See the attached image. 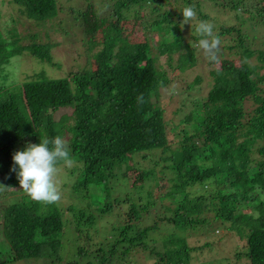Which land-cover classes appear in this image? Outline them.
<instances>
[{
	"label": "trees",
	"instance_id": "1",
	"mask_svg": "<svg viewBox=\"0 0 264 264\" xmlns=\"http://www.w3.org/2000/svg\"><path fill=\"white\" fill-rule=\"evenodd\" d=\"M208 1L218 10L234 13L238 25L226 20L215 26L220 38L231 40L219 50L220 67L210 75L205 96L193 98L186 106L184 94L204 81L198 76L169 98H178L180 106L191 111L182 116L183 108L175 110L179 124L174 132L168 131L169 120L160 105L162 91L172 80L158 61L165 56L166 64L174 69L172 56L180 52L175 69L181 75L200 62L196 26H183L189 30L185 39L180 21L174 20V16L183 17L171 9L178 3L180 10L195 5L199 19L206 20L208 16L199 11L201 0L106 3L116 24L109 26L104 47L96 56V70H74L59 79L40 74L17 87L10 82L12 63L33 57L51 64V45H21L14 18L11 29L1 27L0 184L19 188L16 174L10 171L15 151L59 135L77 161L75 167L65 168L61 184L73 201H88L76 213L73 204L64 210L59 202L38 203L16 189L13 199L0 203L1 234L15 255L10 260L47 256L50 261L61 249L67 225L64 216L72 214L68 223L81 247L70 264H137L130 255L139 251L149 252L153 264H197L196 254L205 247H190L186 234L197 226H209L211 221L203 216L213 213L218 228L237 233L236 242L242 241L245 252L235 256L244 255L249 264H264V74L260 75L264 70V0ZM13 3L35 23L51 22L61 12L56 0L7 2ZM146 8L153 15H147L143 25L148 34H157L156 51L151 52L145 42L138 46V54L122 60L118 24L132 15L135 21L142 19ZM87 34L93 33L87 30ZM227 56H233L232 61L237 58L238 63L223 70ZM140 94L146 101L143 105L137 104ZM68 109L70 116L58 115ZM169 133L179 137L178 148H172ZM159 151L168 156L156 161L151 155ZM128 183L131 186L125 189ZM152 183L156 191L145 190ZM215 185L221 187L215 190ZM201 187L211 191L199 194ZM118 190L122 195L115 194ZM5 194L7 189L0 190V198ZM156 204L163 212L154 216L151 210ZM106 214L114 221L108 231L100 233L96 222ZM104 231L110 238L97 243Z\"/></svg>",
	"mask_w": 264,
	"mask_h": 264
},
{
	"label": "rangeland",
	"instance_id": "2",
	"mask_svg": "<svg viewBox=\"0 0 264 264\" xmlns=\"http://www.w3.org/2000/svg\"><path fill=\"white\" fill-rule=\"evenodd\" d=\"M58 3L61 12H59L58 17L46 24L35 23L32 20L28 19L25 15L21 14L19 11V6L16 4L8 5L6 0L5 2L0 1V15H1V27L6 29L12 28V23L10 21L11 18H14L16 23V29L19 34L20 44L30 45L32 43L35 44H48L51 45L50 56L52 59V63L48 64L46 62H40L35 58L23 57L19 58V60L14 61L12 65L15 67L13 74L10 72V82L17 87V84L24 82L27 79H31L36 75H44L47 78H65L67 77L71 71L74 70H87L94 71L97 69V59L96 56L101 52L104 47V40L108 35V29L111 24H116L114 21H111L113 17L110 14L111 8L106 5V3H111L113 0H56ZM222 1V0H220ZM254 2H258L260 0H253ZM261 6H264V2H262ZM181 4L178 3L174 6L173 10L176 14H181ZM248 7V6H247ZM249 8V7H248ZM77 11L80 12L77 14ZM199 11L202 15L208 16V19L215 26H219L223 24L226 20L229 24H236L234 20V13L229 11L218 10L213 6L212 2L208 0H201V5ZM143 14V18H139L138 21H135L133 15L130 17L128 21H122L118 24V28L120 29V36L123 38L119 42V48H121V53L119 58L125 59L128 56L136 55L137 48L139 45H143L147 42L150 46V50L156 51L157 45V34L150 33L144 29L143 23L148 21L147 15H153L151 13L150 8H146L141 11ZM199 18V15H198ZM174 20L182 22L181 19L174 16ZM201 20V19H200ZM190 26H196L195 21H190L189 24H185ZM183 25V26H185ZM87 30L92 31L94 35L87 34ZM183 35L185 39H189L188 31L185 28H182ZM118 31L114 32L113 35L117 36ZM231 38L224 37L221 38V46L225 44H229ZM224 42V43H223ZM142 47V46H141ZM141 49V48H140ZM118 50H116L117 52ZM140 52V50H139ZM116 54V53H115ZM180 52H176L173 54L172 58V68H170L166 64V57H161L158 61L160 65L164 66V69L168 72V76L172 80V84L169 87L162 91L160 105L165 109V118L169 120L168 131L171 130L174 132L176 127L179 124V119L177 115H173L175 110L178 108H183L178 103V98L173 100H169L171 95H175L181 89H185L188 84L192 83L195 77L201 76L204 81L200 87H197L195 90H192L190 93L184 94V97H188L186 101V106H190L193 98H202L205 96L208 88L210 87L212 77L210 76L214 71V69H219V64H213L211 67L207 65V59L202 55V52L198 55L200 58V62L190 71H186L182 75L179 73L177 69H175L176 64L178 63ZM224 62L223 70L230 69L232 65L238 63L237 58L234 61L230 60L234 58L233 56H227ZM214 66V67H213ZM264 74V70L260 72V75ZM12 86L8 87V90L12 89ZM190 95V96H189ZM250 107V103H248ZM248 107V108H249ZM181 115H189L191 113L190 109L183 108L181 109ZM63 114L71 115V110H62L59 112V116L61 117ZM71 123V120H67ZM170 141L172 143V148H178V140L179 137L175 138L172 133H169ZM156 161L159 159H164L168 156V153L161 155V151L155 152L151 155ZM143 165H146V161H142L138 159ZM160 168V167H159ZM158 169L156 173L158 174ZM65 173V174H64ZM159 175V174H158ZM66 176L65 169L61 172L60 179L63 180ZM62 199L59 203L63 206V209L67 210L69 205H74V211L79 212L78 210L84 207V205L88 204V201H83L77 199V201H73L65 187L62 186ZM119 186V184H117ZM131 186L128 183L125 184L126 187ZM170 185H168L169 187ZM220 185H215L213 188L216 190ZM19 188H9L8 194H5L4 198H0L1 202H8L9 199H13L14 192ZM151 190L153 192L156 191L155 184L145 186V190ZM198 191L199 194H204L206 191H211V188L203 187ZM118 190L115 194L122 195ZM204 193H203V192ZM166 193V190L162 195ZM25 194V193H23ZM160 195V196H162ZM79 200V201H78ZM157 205V204H156ZM85 209V208H84ZM152 214L154 216L158 214H162L163 210L159 209V205L155 206L152 210ZM111 214L102 215L98 221L96 222V229L100 228V233L107 227L109 224L114 221V218H110ZM256 215V213H253ZM214 214L207 213L203 217L207 218L211 221L209 226L202 227L201 225L195 229H190L187 232V236L189 239L190 247H205L198 255L196 254L197 264H249V261L243 255L242 258H237L235 255L243 250L240 247L242 241L239 243L236 242V237L238 236L235 232L227 231L224 227L218 228L219 223L214 221ZM68 219V221L66 220ZM72 219V214H66L64 216V221L67 222L63 230V237L61 238V249L57 255H53L52 259L49 261L48 257L45 256L43 259L36 260H10V258L15 257L14 252L10 250L6 240L3 238L1 234V224L3 223L2 218H0V264H70L74 259H76V254L78 253L81 247V240L77 239V235L75 234V229L73 225H70ZM69 222V223H68ZM150 222H147L149 224ZM108 231V229H107ZM104 234V236H102ZM163 236V234H162ZM239 237V236H238ZM110 238V234H106L104 231L98 242H104ZM208 245V246H207ZM239 246V248L237 247ZM245 252V250H244ZM58 256V257H57ZM131 257L134 258V261L137 264H153L154 258L149 255V252L143 254L141 251L136 252ZM59 258V259H56ZM117 260V259H116ZM131 259H127V261ZM48 261V262H47ZM46 262V263H45ZM53 262V263H52ZM134 262V263H135ZM195 259H192L191 263H194ZM128 264V263H126ZM130 264V263H129Z\"/></svg>",
	"mask_w": 264,
	"mask_h": 264
},
{
	"label": "clouds",
	"instance_id": "3",
	"mask_svg": "<svg viewBox=\"0 0 264 264\" xmlns=\"http://www.w3.org/2000/svg\"><path fill=\"white\" fill-rule=\"evenodd\" d=\"M181 14L183 20L180 27L195 21V31L199 37L195 46L202 50L209 63L219 64L221 38L215 25L209 20H200L195 5L184 6ZM136 99L138 105L146 102L143 94ZM12 161L10 171L16 174L20 190L33 201L43 204H55L62 199L61 172L77 165L69 144L59 135L44 137L39 143L26 144L23 150L13 153ZM6 189L9 188L0 184V190Z\"/></svg>",
	"mask_w": 264,
	"mask_h": 264
}]
</instances>
